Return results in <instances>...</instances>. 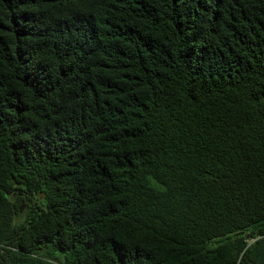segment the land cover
<instances>
[{"label":"trees","instance_id":"1","mask_svg":"<svg viewBox=\"0 0 264 264\" xmlns=\"http://www.w3.org/2000/svg\"><path fill=\"white\" fill-rule=\"evenodd\" d=\"M0 264H264V0H0Z\"/></svg>","mask_w":264,"mask_h":264},{"label":"water","instance_id":"2","mask_svg":"<svg viewBox=\"0 0 264 264\" xmlns=\"http://www.w3.org/2000/svg\"><path fill=\"white\" fill-rule=\"evenodd\" d=\"M24 208H25V207H21L20 211L23 212Z\"/></svg>","mask_w":264,"mask_h":264}]
</instances>
